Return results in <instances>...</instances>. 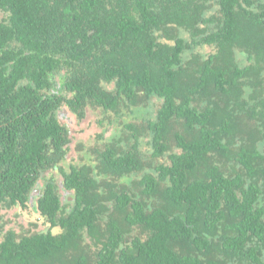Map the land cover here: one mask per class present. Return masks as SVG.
Here are the masks:
<instances>
[{"label": "trees", "instance_id": "1", "mask_svg": "<svg viewBox=\"0 0 264 264\" xmlns=\"http://www.w3.org/2000/svg\"><path fill=\"white\" fill-rule=\"evenodd\" d=\"M0 264H264V0H0Z\"/></svg>", "mask_w": 264, "mask_h": 264}, {"label": "rangeland", "instance_id": "2", "mask_svg": "<svg viewBox=\"0 0 264 264\" xmlns=\"http://www.w3.org/2000/svg\"><path fill=\"white\" fill-rule=\"evenodd\" d=\"M63 121L68 123L71 129V134L73 136V142L77 140L88 141L97 132H99L98 124L94 121L93 115H90L87 121L80 124L76 123L73 115L68 114V112H62ZM5 219L8 221L7 228H13L16 231H20L21 227L46 230L48 224L41 217L40 213L36 210L35 204H30L27 208H14L12 210H5L2 212ZM31 224H37L36 227ZM57 233L58 230L56 229Z\"/></svg>", "mask_w": 264, "mask_h": 264}, {"label": "flooded vegetation", "instance_id": "3", "mask_svg": "<svg viewBox=\"0 0 264 264\" xmlns=\"http://www.w3.org/2000/svg\"><path fill=\"white\" fill-rule=\"evenodd\" d=\"M108 117H105L103 114H100L99 112V118H97V116L94 117V121L98 124V128H99V132H97V134H100L102 132V130H105L104 127H107L108 130H106V134H110L112 132V129H114V125H111L110 123H108ZM102 124V125H101ZM93 139V137L91 138ZM79 140H77L75 143H77ZM82 141V140H80ZM91 141V140H90ZM74 142H72V145H75ZM36 193H38V188L36 189ZM36 196V195H35ZM35 196L32 197V199H35ZM72 200V199H70Z\"/></svg>", "mask_w": 264, "mask_h": 264}, {"label": "water", "instance_id": "4", "mask_svg": "<svg viewBox=\"0 0 264 264\" xmlns=\"http://www.w3.org/2000/svg\"><path fill=\"white\" fill-rule=\"evenodd\" d=\"M71 199V198H70Z\"/></svg>", "mask_w": 264, "mask_h": 264}]
</instances>
